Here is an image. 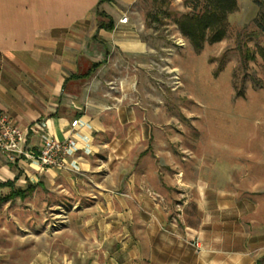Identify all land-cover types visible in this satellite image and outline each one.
<instances>
[{
    "label": "crops",
    "instance_id": "obj_1",
    "mask_svg": "<svg viewBox=\"0 0 264 264\" xmlns=\"http://www.w3.org/2000/svg\"><path fill=\"white\" fill-rule=\"evenodd\" d=\"M137 1L0 0V113L30 146H77L46 171L0 152V195L69 202L58 225L9 212L0 264H264V145L221 151L161 128Z\"/></svg>",
    "mask_w": 264,
    "mask_h": 264
},
{
    "label": "rangeland",
    "instance_id": "obj_2",
    "mask_svg": "<svg viewBox=\"0 0 264 264\" xmlns=\"http://www.w3.org/2000/svg\"><path fill=\"white\" fill-rule=\"evenodd\" d=\"M194 0H138L142 39L151 45L152 110H163L166 130L187 144L220 148L264 145V61L256 55L243 62L241 52L264 44L253 21L257 7L252 0H237L229 15V32L216 44L196 53L181 35L175 21L191 11ZM131 63V62H130ZM243 92V93H242ZM244 94L238 97L237 94ZM161 100V104H159ZM10 193L0 196H9ZM69 202L50 193L20 199L11 194L0 204V231L11 211H26L29 220L58 225ZM63 215V214H62Z\"/></svg>",
    "mask_w": 264,
    "mask_h": 264
},
{
    "label": "trees",
    "instance_id": "obj_3",
    "mask_svg": "<svg viewBox=\"0 0 264 264\" xmlns=\"http://www.w3.org/2000/svg\"><path fill=\"white\" fill-rule=\"evenodd\" d=\"M257 7V15L253 24L259 34L264 37V0H252ZM191 11L180 16L174 23L181 35L189 42L198 54L206 44L212 45L221 42L229 32V15L238 8L237 0H194L189 6ZM100 16H105L99 13ZM99 29H112L111 21L106 24L99 23ZM258 55L264 61V44L257 46L254 52L246 50L241 52L243 62L254 60ZM243 93V92H242ZM237 94L243 97L244 94ZM32 187L26 190L11 191L9 196H0V204L11 199V194L25 199L33 192Z\"/></svg>",
    "mask_w": 264,
    "mask_h": 264
},
{
    "label": "built area",
    "instance_id": "obj_4",
    "mask_svg": "<svg viewBox=\"0 0 264 264\" xmlns=\"http://www.w3.org/2000/svg\"><path fill=\"white\" fill-rule=\"evenodd\" d=\"M127 23L125 16L120 20ZM26 131L0 113V152L6 154L12 163H36L46 171L51 168L68 169L69 158L77 152L76 142L67 139L59 142L54 138H43L40 147L26 143ZM198 249V243L194 244Z\"/></svg>",
    "mask_w": 264,
    "mask_h": 264
}]
</instances>
